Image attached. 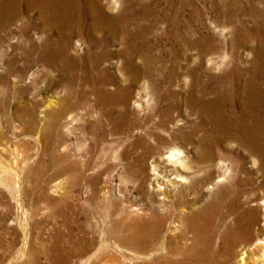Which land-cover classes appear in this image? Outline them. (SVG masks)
<instances>
[{
	"label": "bare ground",
	"instance_id": "1",
	"mask_svg": "<svg viewBox=\"0 0 264 264\" xmlns=\"http://www.w3.org/2000/svg\"><path fill=\"white\" fill-rule=\"evenodd\" d=\"M105 1L109 0H0V43L4 45L8 40L2 34L8 26L21 23L19 38L28 46L25 58L54 72L100 70L105 76L106 63L118 59L127 85L119 84L117 93L109 96L127 103L133 86L142 79L153 81L151 64L155 59L141 52L150 46V41L139 26L131 28L136 14H116L119 0H112L113 13H109ZM172 1L177 5V0ZM183 10L182 7L168 17H158L155 27L165 23L169 29L155 42L166 40L171 45L164 51L172 64L170 82L177 74L179 58L185 75L192 79L185 100L187 110L172 103L147 111L151 97L146 94L141 103H134L139 109L147 107L142 110L143 136L130 146L131 151L126 148L120 156L134 177L144 176L139 181L141 199L171 216L169 219L152 212L133 225L132 237L107 235L100 245L102 253L114 241L112 248L132 253L136 260L139 254L150 257L160 253L167 264H264V242L260 238L253 242V228L259 222L264 200L251 205L252 197L238 187L239 183L234 187V162L219 150L226 143L236 144L248 157L259 160V171L264 175V12H255L251 27L247 22L232 26L230 40L222 41L217 36L229 37L225 36L227 31L220 18L224 15L228 24H233L232 11L222 14L219 9L213 10L208 22L202 18L191 27ZM39 33L38 40H33ZM75 41L77 49L73 48ZM250 41L257 44L250 68L244 70L232 61L220 75L212 73L221 70L227 61V57L220 56L223 50L233 55ZM113 45L116 48L111 50ZM16 62L15 58L11 61ZM67 93L71 96L72 89ZM171 96L175 97V93ZM157 100L164 102L166 97L159 94ZM47 108L54 129L67 108L58 107L55 101ZM180 116L189 121L184 122ZM53 183L56 190L64 185L61 180ZM168 219L170 227L166 226ZM234 254H238L235 261ZM72 255L78 256L79 251ZM92 258L81 264H88ZM102 259L104 264H117L115 258Z\"/></svg>",
	"mask_w": 264,
	"mask_h": 264
},
{
	"label": "rangeland",
	"instance_id": "2",
	"mask_svg": "<svg viewBox=\"0 0 264 264\" xmlns=\"http://www.w3.org/2000/svg\"><path fill=\"white\" fill-rule=\"evenodd\" d=\"M119 2L116 14H136L131 28L139 26L150 41V46L141 52L155 59L151 64L153 81L142 79L133 86L127 103L109 96L117 93L119 84L127 85L123 83L126 77L120 72L118 59L106 63L105 76L100 70L54 72L25 58L28 46L19 38L21 23L8 26L2 33L8 40L4 45L0 43V54L3 49V56L0 55V264H81L91 257L88 264H104L105 256L115 258L117 264H167L160 253L150 257L139 254L136 260L132 253L112 248L114 241L109 242L110 249L104 247V253L100 246L107 235L132 237L133 225L152 212L169 219L171 216L170 212L162 213L141 199L139 181L144 176L134 177L120 157L126 148L131 151L130 146L143 136L142 110L147 107L142 105L139 109L134 103H141L146 94L151 97L147 111L172 103L187 110L185 100L192 79L185 75L179 58L177 74L170 82L168 72L172 64L164 51L171 45L166 40L155 42L169 26L158 23L155 27V23L158 17H168L182 7V15L190 20L191 27L202 18L208 22L213 10L219 9L222 14L232 11L233 24H228L224 15L220 18L229 39L217 36L219 40L229 41L232 26L247 22L251 27L255 12H264V0H177V5L172 0ZM105 3L109 13H113L112 0ZM38 36L40 33L32 39L38 40ZM256 46L250 41L233 55L223 50L220 56L227 57V61L221 70L212 73L220 75L232 61L244 70L250 68ZM73 48L77 49L76 41ZM14 58L17 62L11 63ZM207 70L206 64L203 71ZM69 88L71 96L67 93ZM3 92L6 103L1 102ZM159 94L166 101L158 102ZM51 101L67 108V114L54 129L48 119L47 106ZM179 118L189 121L186 116ZM239 148L231 143L219 148L220 154L234 162V187L239 183L238 187L252 197L251 205L263 203L264 175L259 171L260 162ZM56 180L64 183L61 189L53 187ZM260 208L259 222L253 228L254 243L258 238L264 242V207ZM74 251H79V255H72ZM237 255H233L234 261Z\"/></svg>",
	"mask_w": 264,
	"mask_h": 264
}]
</instances>
